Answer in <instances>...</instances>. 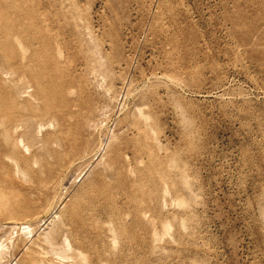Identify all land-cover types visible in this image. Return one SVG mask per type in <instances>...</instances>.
Segmentation results:
<instances>
[{"label": "rangeland", "instance_id": "rangeland-1", "mask_svg": "<svg viewBox=\"0 0 264 264\" xmlns=\"http://www.w3.org/2000/svg\"><path fill=\"white\" fill-rule=\"evenodd\" d=\"M0 21V74L11 35L52 73L20 149L44 163L60 128L77 139L62 148L61 208L0 264H73L34 245L62 222L82 264H264V0H0ZM0 195L6 244L12 222L36 216L16 208L15 180L0 178ZM105 198L110 253L70 213Z\"/></svg>", "mask_w": 264, "mask_h": 264}, {"label": "bare ground", "instance_id": "bare-ground-1", "mask_svg": "<svg viewBox=\"0 0 264 264\" xmlns=\"http://www.w3.org/2000/svg\"><path fill=\"white\" fill-rule=\"evenodd\" d=\"M0 22L3 24V37H10L5 21ZM28 35L30 38H36L34 27L30 29ZM11 37L15 50L13 57L9 60L13 62L0 74V80L4 82L6 78L11 77L14 80V88L16 89L12 94L3 98L9 101L8 105L0 106V178H8L9 183L16 181L22 196L20 200L14 198L16 208L21 209L25 214L36 216V218L33 219L32 224L12 222L13 226L9 227L5 233L8 235L5 240L6 244L1 242V238L4 235L0 236V261L3 259L6 250L14 251L24 248L22 242L34 233L39 224L48 225L51 223L52 216L56 213V210L61 208L59 205H62L63 202L61 201V196L58 197V195L66 162L63 159L66 154L63 155L62 148L65 150L68 146V148L72 149L77 141V139H73L70 136L67 127L66 129H64L65 127L60 128L58 137L52 142L56 148L51 151L44 163L33 151L30 152V145L23 146V150L20 149L24 139L22 127H31L32 123H35L37 119V115L29 105V101L39 96L41 85L52 73L47 71L46 67L38 66L40 63L35 55L36 43L30 42L31 45L28 47L22 44L19 36L11 35ZM31 49L33 50L31 55H26ZM109 91L110 89L107 88L106 93H109ZM36 124L40 125L39 123ZM27 133H29L28 129ZM25 151L29 152V154L27 153L28 156H24ZM2 196L0 197L1 205L5 204L4 201H6ZM106 200V198L100 199L98 202H94L92 205L82 209H78L73 205L70 213L72 217H75L76 231L82 235L88 234L95 237L102 246L109 242V250H106V253H110L117 248L118 235L116 234L117 230L113 229L112 226L106 231L101 228L104 227L102 225L111 222ZM41 211L47 213L44 218L39 217ZM102 216L106 217V219L102 218ZM17 224L19 226H16ZM167 228V226L166 228L162 226L160 229L164 231ZM159 231L156 226L152 228L150 234L152 242L158 241L160 237ZM41 243H46L50 247L56 246L55 255L62 259L73 258L75 260L73 264H82L84 261L83 254L77 249H74L75 252L71 255H67L66 252L73 250V248L68 237L67 226L63 222L56 231L46 234L41 241L39 240L34 245L39 248ZM22 254L23 256L27 255L26 253ZM34 262L36 261L27 259V264H33ZM48 262L51 264L50 261ZM42 263L43 261H39V264ZM100 263L108 264V261L102 259Z\"/></svg>", "mask_w": 264, "mask_h": 264}]
</instances>
